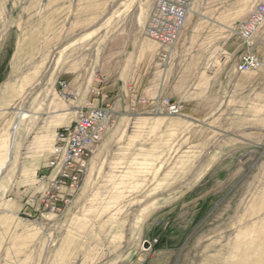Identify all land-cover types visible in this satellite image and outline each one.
Returning <instances> with one entry per match:
<instances>
[{
  "label": "rangeland",
  "instance_id": "rangeland-1",
  "mask_svg": "<svg viewBox=\"0 0 264 264\" xmlns=\"http://www.w3.org/2000/svg\"><path fill=\"white\" fill-rule=\"evenodd\" d=\"M256 1L194 0L174 53L142 33L160 49L161 94L115 106L103 54L139 37L153 0H0V201L46 187L55 130L76 110L67 90L83 82L111 107L80 189L0 264H264V67L235 71L245 47L230 31Z\"/></svg>",
  "mask_w": 264,
  "mask_h": 264
},
{
  "label": "built area",
  "instance_id": "built-area-1",
  "mask_svg": "<svg viewBox=\"0 0 264 264\" xmlns=\"http://www.w3.org/2000/svg\"><path fill=\"white\" fill-rule=\"evenodd\" d=\"M193 2L194 0H153L143 28L144 36L162 49L170 51L180 37ZM230 31L245 47L234 63L235 71L246 73L264 67V0L256 1L248 14ZM258 47H261L260 51ZM57 84L62 90L67 87L65 81H58ZM90 92L101 96L100 91L95 88H91ZM157 104L167 114L176 115L181 112V105L166 97L157 99ZM110 112L111 107L107 102L97 106L86 98L76 106L70 120L55 130L44 165L47 173L40 175L38 179L46 187L33 193L28 202L39 216H42V211L56 212L57 202H67L80 189L94 149L106 132ZM24 213L29 217L27 212Z\"/></svg>",
  "mask_w": 264,
  "mask_h": 264
},
{
  "label": "crops",
  "instance_id": "crops-1",
  "mask_svg": "<svg viewBox=\"0 0 264 264\" xmlns=\"http://www.w3.org/2000/svg\"><path fill=\"white\" fill-rule=\"evenodd\" d=\"M142 31V27L134 26L131 33L137 34L139 37L134 39L131 37L128 41L114 43L103 54L98 75L105 83H111L106 87L108 89L106 96L108 100H113L112 103L115 106H123L126 101L132 99L133 96L128 94V91L138 90V88L145 89L147 99L161 94L160 90L164 85L163 78L158 75L160 73L157 69L155 71L154 65L155 60L160 59V49L158 46L155 47L152 43L142 40ZM215 32L219 31L215 29ZM238 49L241 50L242 46H239ZM175 50L174 46L171 52L174 53ZM109 90L116 92L111 93ZM67 92L71 96L68 101L75 106L80 105L86 98L90 99L93 105H98L100 101L99 98L92 97L88 84L84 85L83 82L77 87H71ZM20 210L28 211L29 217L32 219L19 217ZM39 217L38 212L28 201L19 202L14 208L11 207L10 198L7 200L2 198L0 201L1 257L10 256V242L13 240L23 238L35 241L36 236L41 238Z\"/></svg>",
  "mask_w": 264,
  "mask_h": 264
},
{
  "label": "bare ground",
  "instance_id": "bare-ground-1",
  "mask_svg": "<svg viewBox=\"0 0 264 264\" xmlns=\"http://www.w3.org/2000/svg\"><path fill=\"white\" fill-rule=\"evenodd\" d=\"M21 114H22V112L19 111V112L17 113V118H19ZM16 125H17V120H16V122L13 124V129L15 128Z\"/></svg>",
  "mask_w": 264,
  "mask_h": 264
},
{
  "label": "water",
  "instance_id": "water-1",
  "mask_svg": "<svg viewBox=\"0 0 264 264\" xmlns=\"http://www.w3.org/2000/svg\"><path fill=\"white\" fill-rule=\"evenodd\" d=\"M145 246L148 247L149 246V243L146 242V245Z\"/></svg>",
  "mask_w": 264,
  "mask_h": 264
}]
</instances>
